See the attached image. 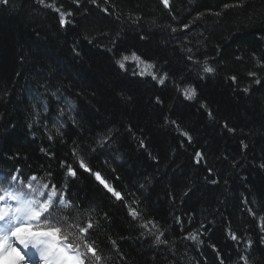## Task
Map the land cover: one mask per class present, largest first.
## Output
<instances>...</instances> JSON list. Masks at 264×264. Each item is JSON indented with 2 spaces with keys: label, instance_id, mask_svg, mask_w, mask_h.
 <instances>
[{
  "label": "trees",
  "instance_id": "obj_1",
  "mask_svg": "<svg viewBox=\"0 0 264 264\" xmlns=\"http://www.w3.org/2000/svg\"><path fill=\"white\" fill-rule=\"evenodd\" d=\"M262 165L264 0L0 5V173L66 184L101 264H264Z\"/></svg>",
  "mask_w": 264,
  "mask_h": 264
},
{
  "label": "snow or ice",
  "instance_id": "obj_2",
  "mask_svg": "<svg viewBox=\"0 0 264 264\" xmlns=\"http://www.w3.org/2000/svg\"><path fill=\"white\" fill-rule=\"evenodd\" d=\"M38 2L44 4L45 0ZM91 2L96 3V0ZM163 2L168 5L169 0ZM8 4L9 0H0V5ZM46 6L55 8L59 13L61 25L67 22L66 15H71L70 12L60 11L55 3ZM187 27L188 25H184L185 29ZM172 31L175 32L176 29L173 28ZM128 61H134L138 68L143 65L139 74L150 75L161 85L168 78L167 73L158 76L155 71H149L154 69L155 65L144 61L135 53L131 56H123L117 64L124 69ZM203 70L207 73L215 71L207 65V62ZM232 79L235 80V77ZM256 83H259V80ZM182 91L188 99H192L195 95V89L191 87ZM209 115L211 116V113ZM196 157V162L199 163L201 154L197 153ZM78 166L86 171H92L83 158L78 157ZM67 175L76 176V171L70 165L67 168ZM92 175L108 192L117 199H122L121 193L117 192L99 171L92 172ZM42 179L36 175L25 178L19 169L7 175L0 173V264H37V260L42 264H101L104 257L95 245V241L88 240L89 230L97 225L89 218L85 226H80L77 222L78 209L75 217L69 214V210L73 209L74 205L67 198L66 184L58 189L55 183L42 182ZM129 214L133 219L140 216V213L131 206H129ZM141 226L148 228V223ZM152 227L155 228L156 225L152 224ZM73 229L78 231L74 232ZM163 235L164 233L160 232L156 236L157 244L167 243L166 240H161ZM190 238L197 239L195 235ZM232 239H237L235 234H232ZM112 243L115 245V241ZM241 259L244 264H248L247 256H242Z\"/></svg>",
  "mask_w": 264,
  "mask_h": 264
},
{
  "label": "rangeland",
  "instance_id": "obj_3",
  "mask_svg": "<svg viewBox=\"0 0 264 264\" xmlns=\"http://www.w3.org/2000/svg\"><path fill=\"white\" fill-rule=\"evenodd\" d=\"M40 262L37 260V264H39ZM41 264V263H40Z\"/></svg>",
  "mask_w": 264,
  "mask_h": 264
},
{
  "label": "bare ground",
  "instance_id": "obj_4",
  "mask_svg": "<svg viewBox=\"0 0 264 264\" xmlns=\"http://www.w3.org/2000/svg\"><path fill=\"white\" fill-rule=\"evenodd\" d=\"M40 263L42 264V262H40ZM40 263H39V264H40Z\"/></svg>",
  "mask_w": 264,
  "mask_h": 264
}]
</instances>
